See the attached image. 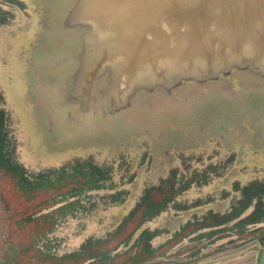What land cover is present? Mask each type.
I'll list each match as a JSON object with an SVG mask.
<instances>
[{
	"label": "flooded vegetation",
	"instance_id": "flooded-vegetation-1",
	"mask_svg": "<svg viewBox=\"0 0 264 264\" xmlns=\"http://www.w3.org/2000/svg\"><path fill=\"white\" fill-rule=\"evenodd\" d=\"M44 1H51L53 4L55 1H59L61 4L56 10L53 9L55 12L52 13L50 19L53 18L54 22H51L52 25L49 29L45 28V31L51 33L50 39L46 44L40 45L41 47L32 40L28 48L30 53L28 59L29 64L31 61L36 62L38 60L39 69L44 70V80H39L36 87L38 90L42 89V94L48 95L51 101L48 106L37 107L35 105L33 107V114L37 123L30 125L35 141L38 142L40 139L46 154L58 158V161L62 163L56 169L43 171L27 169L28 173L26 175H31L33 179L38 177L37 179L42 183L41 187L33 190L38 192L47 189L50 192L53 191L49 194L48 199L43 200V203L47 201L45 205L41 204V209L32 212V221L30 220V227H34L32 231L35 234H40V239L45 237L44 242L49 243L48 239L52 238V233L56 232L58 226L62 223L57 219L61 215L69 216L72 212L78 210L74 209L77 205L68 204L70 199L68 197L72 193L70 192L72 188L64 189V192L57 194L58 190L63 189L61 185L64 186V183L68 180L69 182L76 181L75 184L77 185L79 183L77 180L88 178V174L82 171L88 169L89 165H97L101 166L102 169L109 170L98 173L101 177L98 176L96 181L98 186L90 189L87 184L86 186L84 184V187L76 186L75 189L81 190L87 197L90 195V190L101 195L100 198L103 199V204H105L100 213L102 219L108 216L109 210L118 207L116 204L120 205L122 203L121 206L124 205L125 210L114 226L105 229L101 225L102 220L97 226L93 224L90 228H87V232L83 233L86 236L82 252L89 257V260L97 256L99 258H96V264H116V256L122 253L110 252L111 247L113 246L115 250L119 249L118 245H125L124 240L127 246L131 245L130 247L133 248L131 259L135 260H127L128 262L125 260L126 263L124 264H198L200 260L223 259L231 254L239 253H247L249 256L255 257L258 252L255 249L257 245L259 243L264 244V112H254V119L251 120L252 124L254 127L261 126V124L263 126L255 130V133L251 134V138L245 126L246 124L239 127V129H234L236 125L233 126L235 124L233 122L237 120L232 111L225 120L221 121L219 118V123H216L218 122L217 117L213 121L208 120L207 123L206 119L203 118L202 126L200 124L199 128L196 127L193 131L186 130V134H183L182 139L178 134L175 139L170 138L167 140L170 144L154 145L153 149L155 150H151V152L162 156L163 163L168 165L172 163L170 147L174 140V149H176L174 151L178 150L180 153L175 159H178L181 164L199 157L200 153L198 151L204 146H208L209 150L211 149L210 153L214 150L219 155L211 156L212 160H210L211 163L208 167L195 168L188 172L181 170L183 165L177 163V166L172 167L169 172H164L157 183L142 187L139 191L140 194L137 193V197H135L136 194L133 192L137 190V181L132 182L131 188L122 187L117 184L115 173L110 165L99 164L89 157V155H94L95 152L99 151L98 149H101L100 145H103L105 135H114L115 130L109 125L117 119L115 117L120 116L122 108L130 105L134 98L130 100L129 104L128 102L112 106L108 104L105 93L111 82L109 71L100 72L97 70L94 79H84L90 73L85 68L89 51L93 53L92 47L89 49L86 47L87 39L90 40L87 37L90 26L80 24L79 26H82L80 35L78 36L76 33L74 36L75 33L72 27L69 28L65 22V11L68 8L71 13L79 0H74L73 6V0ZM62 17H64L63 20H61ZM38 32L39 30L36 35H38ZM38 52H42V55H39L40 59H36L35 54ZM49 55H53L54 63L52 65L50 64ZM239 68H248L256 76L264 79V72L258 67ZM235 69L237 68L235 67L231 71ZM223 77V74H220L215 78L206 80L185 79L178 82L177 85H185L186 83L203 84ZM22 80L26 93L29 82L31 91L34 93V82L32 83L30 80L26 82L24 77ZM173 87L157 86L150 89L154 93L160 92L163 95H168L173 92ZM24 89L22 97L24 96ZM142 90L146 89L142 88L139 91ZM232 103L229 102L227 105L231 106ZM234 104L245 106L242 101ZM25 110L28 111L30 117L31 110L26 107ZM251 111V109L246 108V116H249ZM67 112L68 117L66 116ZM47 116L49 118H46ZM111 117L112 119H110ZM200 117L198 116L199 119ZM79 123L85 124L81 135L78 137L81 140L72 139L74 137L72 125L79 129ZM215 124L217 125L215 126ZM219 124L223 127L219 128ZM167 132H169V129ZM117 137L119 136L117 135ZM91 145H95V147ZM216 145L224 149V152L221 150L223 154L216 151ZM116 150L117 147L112 151ZM163 150L167 151V154H163ZM148 153L145 152L140 159H143V161H146L148 157L151 159L152 156ZM75 162L76 164L73 165ZM222 162L236 165L230 173L231 182L228 184L229 186L226 184L221 197L225 199L222 206L216 203L222 201H216V204L202 205L203 203H200L195 205L178 199L180 195L194 186L208 185L211 179L214 178L213 175L216 174L215 176H218V178L223 176L221 171L218 170ZM248 163L259 165L260 170L258 169L257 173H248L249 175L243 176L238 169ZM54 170L56 171L53 173ZM222 184V180L217 181L213 189L222 186ZM21 190L26 191L23 188ZM58 195H66V202L60 203V196ZM92 206L96 207V204L84 206L83 210L86 215L90 213ZM172 209H174L173 214L169 215V218L171 217L169 221L174 224L171 230L172 235L163 237L166 238L165 243L167 244L171 242L180 243L178 251H185L187 255L166 259L159 251L163 246L156 248L157 246L154 245V240L165 231L159 230L157 226L153 227L150 224H154L160 217H165V214L169 212L168 210ZM0 213L2 226L1 248L5 236V223L2 218L1 206ZM27 222L24 218L21 222H18V230H25L26 225H29V222ZM95 227H99L97 233L88 232ZM167 230L170 229L167 228ZM108 240L109 242L106 243ZM103 243L106 244L102 245ZM90 244H97L98 246L94 247ZM100 247L106 248L100 250ZM246 248L251 249L244 251ZM106 250V254H110V258L103 263L102 254ZM150 250L156 252L148 257ZM86 251L91 252V254L96 253V255H87ZM188 251L194 253V256L189 257ZM202 256L205 257L201 258Z\"/></svg>",
	"mask_w": 264,
	"mask_h": 264
},
{
	"label": "rangeland",
	"instance_id": "rangeland-1",
	"mask_svg": "<svg viewBox=\"0 0 264 264\" xmlns=\"http://www.w3.org/2000/svg\"><path fill=\"white\" fill-rule=\"evenodd\" d=\"M74 3L73 0L72 6ZM60 4L59 1H55L53 4L51 1L44 0H0V145L5 146L4 151H0V155L9 156L12 163H17H14L13 166L21 167L23 176L27 169L31 171L56 169L62 163L58 161V158L46 154L42 141L39 139L37 142L33 137L30 124L37 123L33 114V107L35 105L37 107L48 106L51 100L48 95L42 94V89L38 90L36 87L39 80H44V70L39 69L38 60L36 62L31 61L29 64L28 59L30 54L28 48L32 40L40 46L46 44L50 39L51 33L45 31V28L49 29L52 25L51 22H54V19L50 18L52 13L55 12L53 9L56 10ZM65 15L67 26L72 27L75 33L74 36L76 33L79 36L82 27L79 25L81 23H69L70 9L68 8ZM38 30V35H36ZM35 55L36 59H40L39 55H42V52ZM49 58L52 65L54 63L53 55H49ZM228 75L229 77H227ZM223 76L221 79L203 84L186 83L185 85H177L176 83L175 86L170 85L171 87L174 86V90L168 95H163L160 92L154 93L150 88H143L146 90L142 91H139L142 88L137 89L134 94L128 97L127 101L123 102L129 104L130 100L134 98L130 105L123 107L120 116L115 117L117 119H113L114 122L109 125L115 130L114 135H105L104 143L100 145L101 149H98L99 151L95 152L94 155H89V157L99 164L110 165L115 173L118 185L131 188L132 182L137 181V190L133 192L137 197V193L140 194L139 191L142 187L157 183L164 172H169L172 167L180 163L178 159H175L176 156L180 155L178 150L174 151L176 150L174 149L175 140L170 147L172 163L169 165L163 163L162 156L151 152V150H155L153 146L156 144H170L167 140L170 138L175 139L178 134L182 139L183 134H186V130L193 131L196 127L199 128L200 124L202 126L203 118L206 119L207 123L208 120L213 121L217 117L218 122L216 123H219L220 119L221 121L225 120L228 114L233 111V115L237 120L233 122L235 123L233 126L236 125L234 129H239V127L246 124L245 126L251 138V134H254L255 130H258L264 124L254 127L251 122L254 119V112H264V79L256 76L248 68H237L234 71H229L227 75L223 74ZM23 77L26 82H29V80L32 83L34 82V93L31 91L30 82L26 93ZM23 89L24 96L22 97ZM105 95L109 104L107 91ZM241 101L245 106L233 105V103ZM229 102H233L231 106L227 105ZM25 107L31 110L30 117ZM246 108L252 110L249 116H246ZM66 116L68 117V112ZM198 116H201L200 119ZM78 125L79 129L72 125L74 136L72 139L81 140L78 137L81 135L85 124L79 123ZM221 127L223 126L219 124V128ZM166 129H169V132L166 133ZM91 146L95 147V145ZM116 147L117 150L112 151ZM201 148L198 151L200 153L199 157L180 163L181 166L183 165L181 170L188 172L195 168L208 167L212 157L219 155L214 150L210 153L211 149L209 150L208 146ZM221 150L224 152L223 148L216 145V151L221 152ZM145 152H149L148 154L152 156L151 159L149 157L146 161L140 159ZM163 154H167V151L163 150ZM221 154L223 153L221 152ZM1 161L0 157V206L5 223V236L0 248V264H96V258L99 257L96 256L95 260H89V257L82 252L86 236L83 233L87 232V228H90L93 224L97 226L102 220L101 225L105 229L114 226L123 215L124 205L121 206L122 203L120 205L116 204L118 207L109 210L108 216L102 219L100 213L105 204H103V199L100 198L101 195L90 190V195L87 197L81 190L75 189L74 182L68 180L64 183V186L61 185L63 189L58 190L57 194L64 192V189L72 188V191L70 190L72 193L68 197L70 198L68 204L77 205L74 209L78 210L72 212L71 215L68 214L69 216L61 215L57 219L62 223L58 226L57 231L52 233V238L48 239L49 243H46L44 242L45 237L40 239V234H35L32 231L34 227H30L31 214L41 209V204L45 205L47 201L43 203V200L48 199L49 194L53 191L50 192L48 189L39 192L33 189L21 190L18 186L17 177L5 173L4 171H7V169L2 166ZM75 164L76 162L73 165ZM234 166L236 165L222 162L218 170L221 171L223 176L218 178V176H215L216 174L213 175L214 178L211 179L208 185L194 186L180 195L178 199L195 205L218 203L222 206L225 199L221 197L226 184L228 185L231 182L230 173H232L231 170ZM258 166L248 163L242 167L239 166L238 171L246 176L249 175L248 173H257ZM219 180H222V186L224 187L218 186L219 188L213 189ZM58 196H60V203L66 202V195ZM95 204L96 207L92 206L90 213L86 215L83 210L84 206ZM173 210H168L166 216L160 217L154 223L155 225L150 224L153 227L157 226L159 230L165 231L154 240V245L157 246L156 248L163 246L159 251L166 259L187 255L185 251H178L180 243H165V237L172 235L171 230L174 224L169 221L171 218H169V215L173 214ZM23 218L29 222H27L29 225H26L25 230H18V222H21ZM98 228H92L88 232L97 233ZM167 228L170 230H167ZM108 242L109 240L106 241V243ZM124 244L118 245L119 249L117 250L111 245L113 248L111 247L110 252L122 253L116 256V264H124L127 260L135 261L131 259L133 248L130 247L131 245L127 246L125 240ZM92 245L94 247L98 246L97 244H90V246ZM105 248L100 247V250ZM155 252L150 250L148 257H151L152 253ZM86 253L87 255H96V253L91 254L87 251ZM106 253L107 250L102 254L103 263L110 258V254ZM188 254L189 257L194 256V253L189 251ZM203 257L205 256L201 258Z\"/></svg>",
	"mask_w": 264,
	"mask_h": 264
},
{
	"label": "water",
	"instance_id": "water-1",
	"mask_svg": "<svg viewBox=\"0 0 264 264\" xmlns=\"http://www.w3.org/2000/svg\"><path fill=\"white\" fill-rule=\"evenodd\" d=\"M69 23L90 26L84 79L110 72V106L139 88L206 80L235 67L264 72V0H79ZM255 249V257L198 264H264V244Z\"/></svg>",
	"mask_w": 264,
	"mask_h": 264
},
{
	"label": "trees",
	"instance_id": "trees-1",
	"mask_svg": "<svg viewBox=\"0 0 264 264\" xmlns=\"http://www.w3.org/2000/svg\"><path fill=\"white\" fill-rule=\"evenodd\" d=\"M4 149H5V146L3 147V145H0V151H4ZM0 157L2 160L1 161L2 166L7 169V171H4V172L11 174L13 176H16L18 179V183H19L18 186H20L21 189L23 188L27 191L30 189H36L37 187H41L42 183L37 179L38 177L33 179V177H30L31 175L30 176L26 175L28 173V172H26V170L24 172L25 175L23 176L22 168L17 166V165L14 167L13 164L15 162L13 161L14 163H12V160L9 159L10 158L9 156L0 155ZM15 164H17V163H15ZM55 171L56 170H54L52 172L54 173ZM103 171L107 172L109 170L106 168L102 169L101 166L89 165L88 169H85L84 171H82V172L88 174V178L86 179L84 177L85 178L84 180H77V181H79V183L77 185L75 184L76 181H74V185L79 186V187L80 186L84 187V184H85V186L87 184L88 188H90V189L95 188L98 186L96 183L98 176H99L98 173L99 172L101 173ZM99 178H101V177L99 176ZM42 187H43V185H42Z\"/></svg>",
	"mask_w": 264,
	"mask_h": 264
}]
</instances>
